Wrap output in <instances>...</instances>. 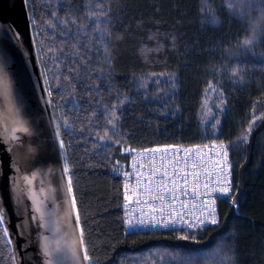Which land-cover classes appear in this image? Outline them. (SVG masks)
Instances as JSON below:
<instances>
[{
  "label": "trees",
  "instance_id": "trees-1",
  "mask_svg": "<svg viewBox=\"0 0 264 264\" xmlns=\"http://www.w3.org/2000/svg\"><path fill=\"white\" fill-rule=\"evenodd\" d=\"M42 3L29 0L28 7L44 72L49 43L44 36L51 29L44 24ZM83 3L66 0L58 12L61 19H68L73 32L80 24L88 25L82 31H89L95 23L85 17ZM103 3L108 15L99 23L108 31L93 48L88 71L80 66L83 81L101 88L93 87L88 95V86L81 81L77 92L84 108L116 112V134L103 118L81 125L73 117L76 127L84 126L85 131L74 132L69 144L64 108L60 107L63 101L55 89L50 97L55 120L60 123V139L65 142L84 244L93 264H129L126 257L132 256L141 258L143 264L145 259L167 252L195 254L194 250L220 244L218 234L225 231L229 234L224 241L226 251L234 254V264H264V119L256 120L248 132L253 117L264 113V68L258 63L264 57V39L257 40L251 51L240 43L251 35L250 24L260 15L261 5L253 3L252 10L241 18L228 10L224 0H214L218 23L212 24L201 13L200 0ZM99 35L92 33V40ZM86 40L83 37L81 44ZM105 45L107 55L102 51ZM230 67L243 70L242 79L234 78L238 82L229 79ZM209 83L218 85L220 91L206 93ZM46 85L49 89L48 82ZM112 105L116 107L112 109ZM216 120L219 124L214 129L211 125ZM105 129L113 135L106 146L95 138L97 131L103 135ZM210 142L227 145L232 167V201L236 205L227 200L218 203L220 225L191 231L125 232L123 177L117 174L128 165L124 150ZM2 232L0 226V264H11V249ZM182 235L190 238L181 240Z\"/></svg>",
  "mask_w": 264,
  "mask_h": 264
},
{
  "label": "water",
  "instance_id": "water-1",
  "mask_svg": "<svg viewBox=\"0 0 264 264\" xmlns=\"http://www.w3.org/2000/svg\"><path fill=\"white\" fill-rule=\"evenodd\" d=\"M0 81V226L11 254L16 264H88L26 0H0Z\"/></svg>",
  "mask_w": 264,
  "mask_h": 264
},
{
  "label": "snow or ice",
  "instance_id": "snow-or-ice-1",
  "mask_svg": "<svg viewBox=\"0 0 264 264\" xmlns=\"http://www.w3.org/2000/svg\"><path fill=\"white\" fill-rule=\"evenodd\" d=\"M29 0H26V3ZM259 3L261 5L260 8V15L256 18L254 22L250 24L249 31L251 35L246 36L240 43L241 47L246 51H251L253 47L256 46L257 40L264 39V0H224V4L227 6L230 12L235 13L239 17L243 18L246 12L252 10L251 6L253 3ZM66 0H43L42 3V11H44L45 16L43 18L44 24L47 25V28L51 29L50 33H45L44 40H47L49 43L47 45V50L44 53V56H47V63L44 69V76L46 82L49 83V89H47L48 96L51 97L53 95V89L56 90V93L59 97L60 101H63V104L60 105L61 108H64V115H63V125L65 128V135H67L69 139V144L72 142L73 133L79 132L83 133L85 131V127L81 126L79 128L76 127V123L73 120L75 117L76 121H79L81 125H84L85 122L87 124H92L96 121H99L101 118L105 119L106 123L111 126L113 130V135L116 134L117 129V121L119 120V116L116 114L115 111L105 110L103 113H97L96 110L93 109H86L83 107L81 103V97L77 92L78 82L83 81V75L81 72V67L83 66V71H88V65L92 60V51L93 48L99 44L107 29H102L99 23L101 17H107L108 13L103 10L104 3L103 0H84L83 7L85 9V17L87 19L95 21L92 25V28L89 31H82L85 28H88L86 24H80L76 32H73L70 27H68L69 21L68 19H61L58 16V12L64 7ZM201 13L205 14L206 19L209 20L210 23L216 24L218 23L217 16H216V9L212 7L214 0H200ZM32 19V17H30ZM55 21H59V26ZM33 19V23H34ZM72 24H76V20H71ZM44 29L41 28V32ZM92 33H99L100 35L96 37V39L92 40ZM39 35V33H37ZM83 37H88L83 44H81V39ZM41 43H44L42 40ZM92 44L93 47H90L89 44ZM86 50V51H82ZM96 51H101L98 47H96ZM104 53L108 54L107 45L104 46L102 49ZM44 56L41 57V60L44 59ZM260 66L264 68V57L258 61ZM230 76L229 79H233V82H238L234 78L240 77L242 79V69L236 67H230ZM227 74V73H226ZM50 77V79H49ZM84 84L88 86V95H91L93 87L95 90H99L101 88L100 84L92 86L89 81H83ZM0 87L7 91V83L6 81H0ZM220 89L218 85L209 83L208 88L206 89V93L208 92H219ZM51 103V101H49ZM67 106V107H65ZM114 109L116 106H110ZM219 107V106H218ZM255 112V109H253ZM214 115V114H213ZM94 118V119H93ZM264 119V113L260 116H254L251 123L249 124L248 132L251 131L252 124L256 122V120ZM219 124V120H216L214 124L211 126L215 129L216 126ZM59 128V125H57ZM113 135H109L107 129L104 130L103 135H100L99 131L95 133V138L98 139L100 142L105 143L112 141ZM243 139H247L245 135ZM78 143L81 141H77ZM119 142V141H117ZM61 148L65 147L64 140L60 141ZM95 147H100L99 144L95 145ZM220 149L223 152L224 156V164L227 165V150L223 144H221ZM151 151L160 152V149H153ZM190 150H185V156L180 157L177 160V163L183 162L185 166L187 165V158L189 156ZM199 155V153H197ZM192 167L196 168L197 164L195 162L192 163ZM69 171L67 163L64 165V172L67 173ZM223 171V169H222ZM161 172V169L154 168L151 172V175L148 177V184L151 185L154 183L153 177L157 175V173ZM140 175V173H138ZM163 177L167 178L170 174L167 171L162 173ZM189 173H185L183 177H175L173 176L170 183L171 187L168 186L169 181L166 179H161L158 183H155L156 193L151 195L152 200H160L162 205L159 209L149 205L152 208L153 212L156 211H164L165 207L170 210V219L165 221L162 226L168 227V225L175 224L178 222H183L187 225L189 229L198 228L205 224H212V225H220V219L218 218L214 201L205 205L202 203L199 206L193 205V207H198L200 211V216L196 217L195 213L191 211L187 202L181 201L179 203L180 209H187V212L178 211L173 204H175L179 200V195H188L187 189L180 192L181 185L178 183V180H183V183L187 185L189 183L188 180ZM194 179H199V173L192 172L190 174ZM229 181H227L226 177L224 178V186L219 189L225 196H227L230 192ZM68 185V193H73L72 188V178L71 176L68 177L67 180ZM200 185L194 184L193 194L197 197L202 195V193L197 192ZM208 185L205 184L204 188H207ZM151 192V188L148 189ZM165 192L172 194V204L164 205L163 201L165 200ZM136 203H140V201H136ZM147 204V201H144ZM235 200H233V204L235 205ZM71 204L72 207L76 208V198L75 195H71ZM206 212V214H205ZM191 215L194 217V222H188L184 220V215ZM144 216H147L148 213H144ZM178 218V219H177ZM154 223L151 225L153 227L160 224V221L155 220V217H152ZM4 217L0 215V224H3ZM76 223L79 226L80 218L79 213L77 212L76 215ZM129 228H137V227H147L148 224L144 219L136 220L135 222L130 218L128 220ZM2 235L4 237H8L6 240L7 244L12 243L11 237L8 236V231L6 228L3 229ZM81 238H83V228H81L80 232ZM221 239V243L215 245L214 247L209 245L207 248L194 250L193 252H167L163 255L157 256L155 259L147 258L143 261V264H234V254L226 251L227 244L224 243L225 240L228 239L229 234L227 231L224 233L218 234ZM190 237L188 235H182L179 237L181 240H188ZM195 240V237H192ZM83 242V241H82ZM199 243V241H196ZM83 252V260L87 261L88 264H91L92 258L88 255L86 247L82 248ZM11 264H16V254H10L8 257ZM126 260L129 264H142L141 258L132 256L126 257ZM57 264H62V258H56Z\"/></svg>",
  "mask_w": 264,
  "mask_h": 264
},
{
  "label": "built area",
  "instance_id": "built-area-1",
  "mask_svg": "<svg viewBox=\"0 0 264 264\" xmlns=\"http://www.w3.org/2000/svg\"><path fill=\"white\" fill-rule=\"evenodd\" d=\"M223 144L227 150V165L224 164L223 152L220 149V145ZM153 149H160V152L151 151ZM185 150H190L189 156L187 158V165L183 162L177 163L180 157L185 156ZM228 147L225 143H214L210 144H199L193 146H183V145H169L165 146H153L151 148H143L142 150H133L131 157L129 158L127 169L122 175L123 177V193H122V221H124V231L127 233L134 232H145V231H168V230H200L204 227L214 226L212 224H205L198 228L189 229L185 223L178 222L175 224H169L168 227L162 226L165 221L170 219V210L165 207L164 211L153 212L152 208L156 207L159 209L162 205L160 200H152L151 195L157 194L155 183H158L161 179H166L169 181L168 186L171 187V179L175 177H183L185 173H189L188 180L189 183L185 185L183 180H178V183L181 185L180 192L187 189L188 195H179V200L173 204L178 211L187 212V209H180L179 203L181 201L187 202L189 208L196 217L200 216V211L198 207H193V205L199 206L204 204L205 208L207 204L214 201L216 212L219 216V205L220 201L227 200L231 204L232 195H233V181H232V170L231 162L228 158ZM199 153V155H197ZM197 164L196 168L192 167V163ZM154 168L161 169V172L157 173L153 177L154 183L148 184V177L151 175V172ZM223 169V171H222ZM167 171L170 175L165 178L162 173ZM192 172L199 173V179H194L190 174ZM140 173V175H138ZM226 177L229 181L230 192L225 196L222 192L219 191L224 186V178ZM199 184L200 187L196 189L197 192L202 193L199 197L193 194L192 186L194 184ZM207 184L208 187L204 188V185ZM151 188V192L148 189ZM140 201V203H136ZM144 201L148 203L145 204ZM172 194L165 192V200L163 201L164 205L172 204ZM236 205V204H235ZM144 213H148L147 216H144ZM206 214V212H205ZM155 217V220L160 221V224L153 227L151 226L154 221L152 217ZM132 219L134 222L139 219H144L148 226L147 227H137L129 228L128 220ZM178 219V218H177ZM184 220L188 222H194V217L191 215H184Z\"/></svg>",
  "mask_w": 264,
  "mask_h": 264
},
{
  "label": "rangeland",
  "instance_id": "rangeland-1",
  "mask_svg": "<svg viewBox=\"0 0 264 264\" xmlns=\"http://www.w3.org/2000/svg\"><path fill=\"white\" fill-rule=\"evenodd\" d=\"M55 118V117H54ZM57 122V120H56ZM57 125H59V128H58V132H59V129H60V123L57 122ZM60 133V132H59ZM63 150H64V147H63ZM133 150L134 149H131V148H127L124 150V152H126L128 155H129V158L131 157V154L133 153ZM64 154H65V150H64ZM66 155V154H65ZM68 169H69V166H68ZM127 169V165L126 166H122L120 170L117 171V174L118 175H123L125 173Z\"/></svg>",
  "mask_w": 264,
  "mask_h": 264
}]
</instances>
